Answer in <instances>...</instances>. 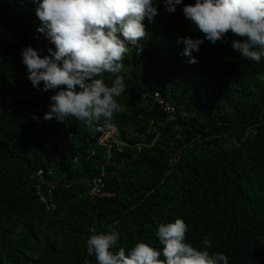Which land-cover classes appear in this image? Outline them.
<instances>
[{
	"label": "trees",
	"instance_id": "1",
	"mask_svg": "<svg viewBox=\"0 0 264 264\" xmlns=\"http://www.w3.org/2000/svg\"><path fill=\"white\" fill-rule=\"evenodd\" d=\"M3 1L0 32L6 37L12 31L14 57L29 44L42 49L41 55L55 47L37 33L38 17L22 22L15 12L3 11ZM7 1L14 6L15 0ZM155 2L159 12L142 48L151 52L122 61L126 90L117 97L122 110L114 113L115 132L107 140L103 118L98 135L73 116L43 119L55 90L44 91L43 81L33 86L22 57L12 70L1 71L14 91L26 84L43 96L19 114L29 119L27 137L36 136L37 152L28 156L24 150L0 174V264H96L87 253V237L112 229L120 233L117 251L141 240L159 248L158 225L177 217L199 229L227 227L237 234L231 250L220 251L229 264H264V58L242 57L231 41L244 37L229 30L226 40H205L193 52L197 62L190 63L177 37L204 36L182 11L195 0H183L173 13L162 0ZM116 75L105 72L104 79L111 84ZM156 93L173 112L163 109ZM30 119L51 124L52 133L33 131ZM15 121L0 128V139L25 131ZM52 165L53 173L39 184L33 168ZM102 173L114 196L90 194L93 178ZM40 195L52 198L53 212ZM239 216L254 221L251 233L240 230Z\"/></svg>",
	"mask_w": 264,
	"mask_h": 264
},
{
	"label": "clouds",
	"instance_id": "2",
	"mask_svg": "<svg viewBox=\"0 0 264 264\" xmlns=\"http://www.w3.org/2000/svg\"><path fill=\"white\" fill-rule=\"evenodd\" d=\"M162 3L173 13L183 0ZM14 8L18 16L23 15L22 22L38 17L41 23L37 33L55 46L44 55L31 44L21 50L33 86L39 88L43 81L44 91L55 90L43 119L65 121L73 116L91 129L103 118L111 127L114 113L122 110L117 97L126 90L120 75L124 55L129 45L139 50L141 39L155 22L159 12L155 0H15ZM182 11L194 30L204 33L203 37H177L190 63L197 62L193 52H198L205 40H226L229 30L236 37H244L231 41L242 57L257 62L264 58V0H195L184 4ZM105 72L117 74L111 84L105 81ZM15 123L24 124L20 120ZM31 124L43 134L52 133L50 127H54L42 122ZM187 229L180 217L161 222L156 235L162 249L141 240L127 251L124 247L115 250L118 230L98 231L87 237V253L95 256L96 264H229L224 252L210 253L208 248L187 242ZM84 264L89 261L85 259Z\"/></svg>",
	"mask_w": 264,
	"mask_h": 264
},
{
	"label": "bare ground",
	"instance_id": "3",
	"mask_svg": "<svg viewBox=\"0 0 264 264\" xmlns=\"http://www.w3.org/2000/svg\"><path fill=\"white\" fill-rule=\"evenodd\" d=\"M6 1V3H5ZM3 11H15V8L13 5H11L7 0H4L2 2ZM17 14V13H16ZM18 15V14H17ZM23 15L19 13V17H22ZM156 21V19H153ZM146 21V20H145ZM163 32V31H162ZM170 33V31L163 32V34L167 35ZM148 36V33H146L145 37L141 39V45L138 47L135 45H129L128 52L125 53L124 59L130 60L131 56H138L141 55L143 57L147 56L148 53L143 52L142 48L144 46V42L146 41ZM12 37V31H8L6 33V37L3 35L2 31L0 32V44L2 43L1 47L2 50H0V55L3 57V61L0 60V110L4 112H0V128H6L7 125L10 124L9 121L6 119L13 118L15 115L18 117V119L22 122H24L25 131H18L11 135L8 139H0V174L7 170L11 165H13L15 162H17L21 153L24 150L28 151V156H32L34 152H37V145L35 142L34 135L31 137H27V130H28V120L20 117V113L23 112L26 109H30L32 104L35 103L36 98L38 95H41L40 90H37L34 87H31L30 89L26 87V84H24L22 87H20L17 91H14L13 85L5 79L4 75L2 74L3 69H11L13 66L19 61V59L22 57H14L11 54V51L9 50V46L12 43L11 40ZM12 66V67H11ZM12 70V69H11ZM154 98L158 103L161 104L164 110L168 112L174 111V106L169 102H164L159 95V93H156L154 95ZM45 105H49V102H45ZM6 118V119H5ZM174 118L173 114H170L169 119ZM32 122H37L34 119H30ZM99 127H102L101 129H98ZM105 125H103L101 122L97 123L93 129H95L94 135H98L101 130H104ZM115 127H108L106 130L111 131V135L109 138L112 137V135L115 132ZM33 131H35L33 129ZM106 131V132H107ZM104 132V135L106 134ZM38 134L39 132H35ZM72 137V133L70 134V138ZM108 147H111V145H108ZM108 157H111V154L108 152ZM27 164H29V161H27ZM31 169V167H30ZM53 169H55V165H52L49 169L43 168V167H35L33 168V171L35 172L34 179H36L37 182H40L39 184H42V181L44 180L45 173L52 174ZM96 184L98 185L99 190L96 192ZM3 181L0 179V186L2 187ZM54 189V186L49 187V192H52ZM90 194L95 197H110L114 196L115 193L112 190H109L105 186V180H104V173L101 175L93 178L92 187L90 189ZM41 200L45 203L47 210L53 212L56 208L55 202L50 197H45L43 195H40ZM240 230L243 228L246 233H251L253 231V224L254 221L248 217V216H239L238 217ZM188 225V229L185 234V240L194 246L198 248H208V250L211 252L221 251V250H231L230 242L237 236L234 232L230 231L227 227H222L220 232L213 231L209 225H206L205 227H201V229L196 226V224H193L192 222H186ZM205 240L208 241V243H205ZM163 245L159 241V248L162 249ZM161 258H163V255H161Z\"/></svg>",
	"mask_w": 264,
	"mask_h": 264
},
{
	"label": "built area",
	"instance_id": "4",
	"mask_svg": "<svg viewBox=\"0 0 264 264\" xmlns=\"http://www.w3.org/2000/svg\"><path fill=\"white\" fill-rule=\"evenodd\" d=\"M102 127H99L98 129H101ZM111 135V131L110 130H108L107 132H106V134L103 136V138H102V140L104 141V140H107L108 138H109V136ZM95 189H96V192L99 190V188H98V185L96 184V187H95Z\"/></svg>",
	"mask_w": 264,
	"mask_h": 264
}]
</instances>
